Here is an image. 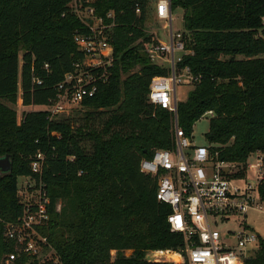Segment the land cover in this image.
Segmentation results:
<instances>
[{
	"label": "trees",
	"instance_id": "1",
	"mask_svg": "<svg viewBox=\"0 0 264 264\" xmlns=\"http://www.w3.org/2000/svg\"><path fill=\"white\" fill-rule=\"evenodd\" d=\"M73 1L0 0V99L10 103L0 100V156L10 154L13 163L10 172L0 171V264L11 250L3 221L20 215L18 177L31 174L29 157L38 151L46 156L42 180L50 197L44 232L62 264H167L147 251H176L184 239L170 227L168 205L156 198L157 178L140 169L143 158L175 142L172 113L148 101L152 79L169 73L146 51L156 42L146 30L151 0L91 3L97 16L115 23L109 80L81 103L112 108L102 128L74 129L46 110L24 111L19 120L12 106L19 91L25 106L51 104L82 59L74 34L87 27ZM171 8L183 9L186 48L193 50L180 66L201 75L178 104L179 124L191 134L212 109L206 138L221 159L244 162L264 151V0H171ZM259 192L264 201V177ZM246 264H264L263 239Z\"/></svg>",
	"mask_w": 264,
	"mask_h": 264
},
{
	"label": "built area",
	"instance_id": "2",
	"mask_svg": "<svg viewBox=\"0 0 264 264\" xmlns=\"http://www.w3.org/2000/svg\"><path fill=\"white\" fill-rule=\"evenodd\" d=\"M93 0H74L73 11L85 23V32L76 31L74 41L82 59L74 63L57 86V95L51 104L56 112L70 111L67 104L81 105L94 97L98 87L108 82L110 68L115 60L111 44L114 22L106 23L97 16ZM171 0H158L155 14L165 22L168 40L148 43L150 58H166L169 73L155 76L149 86L148 101L155 107L166 109L173 115L174 145L156 149L140 163L142 172L157 178L156 198L168 205V222L174 232L183 236L179 250H154L167 254V260L154 261L167 264H246L249 255L258 248L261 236L246 220L239 229L220 230L219 223L237 218L249 210L264 212L259 185L264 177V151L251 152L244 162L220 158L216 145L194 141L193 132L179 124L177 88L194 85L201 75H195L189 66H180L184 57L193 54L186 48L184 33L173 28ZM84 3V5H83ZM136 12H141L136 5ZM113 11L108 14L113 18ZM38 84L40 79H36ZM212 109L202 116L211 119ZM51 116V115H50ZM46 156L42 151L30 161L32 174L17 186V197L22 205L20 215L3 221V236L11 245L3 264H62L61 258L48 235L44 232L50 220V197L42 180Z\"/></svg>",
	"mask_w": 264,
	"mask_h": 264
},
{
	"label": "rangeland",
	"instance_id": "3",
	"mask_svg": "<svg viewBox=\"0 0 264 264\" xmlns=\"http://www.w3.org/2000/svg\"><path fill=\"white\" fill-rule=\"evenodd\" d=\"M158 2V0H151L150 8H151V17L146 25V30L148 35H151L153 40H162L167 41L168 40V30L165 26V22L161 21L155 14V5ZM173 28L175 31L185 32L186 30L184 28V20H183V9L177 8L173 11ZM263 24H264V18H263ZM152 62L167 67L168 68V60L166 58H156L155 60L150 58ZM194 88V85H179L177 88L178 91V98L183 101L187 98L189 92L191 89ZM1 101L10 104L7 99H0ZM13 108L17 111L18 119L23 115L24 111H34V110H46L50 113L51 119L54 120H66L70 122L73 125L74 129H77L78 127H95V128H102L105 120H107L109 114L111 113V109H89L81 105H71L67 104L66 109H68L70 112H56L54 110V104L49 105H31V106H25L23 105L22 98H21V91H19L18 94V100L14 105H12ZM90 112V113H89ZM210 128V119L209 117H203L199 121H197L193 126V135H194V141L198 144H205L207 142L206 133L209 131ZM83 146L87 151L92 150V144L89 140H83ZM29 157V164L30 159ZM32 174V172H31ZM27 176H19L18 177V185L20 186L21 183L25 181ZM18 201H25V197L22 198V196L17 197ZM25 198V199H24ZM242 220H246L247 224L251 226L264 240V212L257 211V210H249L245 214L239 215L237 218H232L229 221L221 222L219 223V229L227 230V229H239V224L242 222ZM158 251V250H157ZM112 255H114V251L111 252ZM132 253V250H126L125 254L127 256H130ZM146 256L150 260L160 259V260H167L168 255L167 254H157L156 252L149 250L146 253Z\"/></svg>",
	"mask_w": 264,
	"mask_h": 264
},
{
	"label": "water",
	"instance_id": "4",
	"mask_svg": "<svg viewBox=\"0 0 264 264\" xmlns=\"http://www.w3.org/2000/svg\"><path fill=\"white\" fill-rule=\"evenodd\" d=\"M171 3V2H170ZM12 159L10 154H5L0 156V171L3 173H8L12 169Z\"/></svg>",
	"mask_w": 264,
	"mask_h": 264
},
{
	"label": "crops",
	"instance_id": "5",
	"mask_svg": "<svg viewBox=\"0 0 264 264\" xmlns=\"http://www.w3.org/2000/svg\"><path fill=\"white\" fill-rule=\"evenodd\" d=\"M155 7H156V5H155ZM194 136V135H193ZM114 254H115V251H114Z\"/></svg>",
	"mask_w": 264,
	"mask_h": 264
}]
</instances>
